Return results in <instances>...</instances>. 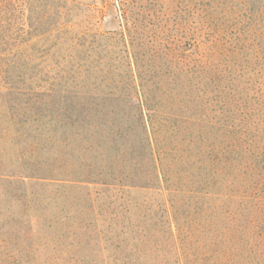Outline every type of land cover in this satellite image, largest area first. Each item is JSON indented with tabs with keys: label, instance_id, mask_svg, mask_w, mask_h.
Returning a JSON list of instances; mask_svg holds the SVG:
<instances>
[{
	"label": "trees",
	"instance_id": "16d2710c",
	"mask_svg": "<svg viewBox=\"0 0 264 264\" xmlns=\"http://www.w3.org/2000/svg\"><path fill=\"white\" fill-rule=\"evenodd\" d=\"M63 1L44 0L39 33L47 42L67 27L58 21ZM200 1L180 111L161 110L160 95L141 91L150 80L139 63L138 75L127 64L121 91L106 75L80 82L70 74L55 93L8 85L0 64V119L18 153L3 176L113 187L95 215L96 236L123 264H161L163 255L174 263L183 256L186 264H264V0ZM168 119L180 149L162 144ZM138 191L158 195V208L139 205ZM10 193L27 206L25 193Z\"/></svg>",
	"mask_w": 264,
	"mask_h": 264
},
{
	"label": "rangeland",
	"instance_id": "374dc122",
	"mask_svg": "<svg viewBox=\"0 0 264 264\" xmlns=\"http://www.w3.org/2000/svg\"><path fill=\"white\" fill-rule=\"evenodd\" d=\"M65 1L58 21L67 27L47 42L39 33L44 0H0V44L7 47L0 53V64L8 70V85L23 92L40 89L55 93L70 74L80 82L106 75L121 91L128 78L127 64L131 62L138 75L139 63L150 80L139 87L142 92L160 95L163 111L185 108L182 95H178L186 85L189 39L201 32L200 0H124L129 8L126 15L121 0ZM172 42H177V53L182 55L178 65L173 63L176 50ZM163 124L162 144L182 148L184 143L169 119ZM16 150L11 129L0 119V264H123L124 260L116 259L96 236L95 215L106 210L99 209L101 199L108 192L113 194L114 188L65 180L10 183L3 173L16 161ZM175 153L169 156L177 158ZM15 190L30 199L26 207L10 200V192ZM133 197L151 211L158 208V195L153 191H138ZM163 257L161 264H186L183 256L180 263H174L173 256L168 260Z\"/></svg>",
	"mask_w": 264,
	"mask_h": 264
}]
</instances>
